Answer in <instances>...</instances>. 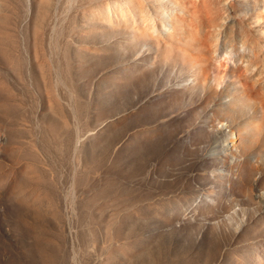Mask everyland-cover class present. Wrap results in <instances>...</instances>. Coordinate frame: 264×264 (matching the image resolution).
<instances>
[{
    "label": "rangeland",
    "instance_id": "rangeland-1",
    "mask_svg": "<svg viewBox=\"0 0 264 264\" xmlns=\"http://www.w3.org/2000/svg\"><path fill=\"white\" fill-rule=\"evenodd\" d=\"M95 1L0 0V264H264L259 114Z\"/></svg>",
    "mask_w": 264,
    "mask_h": 264
},
{
    "label": "bare ground",
    "instance_id": "bare-ground-1",
    "mask_svg": "<svg viewBox=\"0 0 264 264\" xmlns=\"http://www.w3.org/2000/svg\"><path fill=\"white\" fill-rule=\"evenodd\" d=\"M103 8L100 20L89 23L112 26L121 33L130 30L141 36V42L156 43L162 58L192 69L193 80L210 87V101L224 95V91L219 94L215 90L212 75L228 76L237 89H231L232 83L226 88L232 93L237 91V102L243 108L251 105L253 114H259L258 119L264 124V0H103ZM136 35L130 42L139 41ZM115 53L108 58L115 57ZM108 58L102 57L100 64L106 66ZM147 73H153L152 69L139 72L132 82L137 83V78ZM150 82L138 83L146 89L137 93H151L155 82ZM186 93L184 89H173L164 104L155 98L156 103L148 105V109L152 113L153 107L155 111L164 108L177 113L185 106L181 101ZM195 120L183 115L174 117L172 123L177 129Z\"/></svg>",
    "mask_w": 264,
    "mask_h": 264
}]
</instances>
